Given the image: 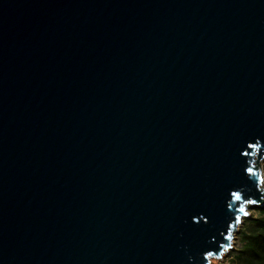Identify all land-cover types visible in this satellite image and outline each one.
Returning <instances> with one entry per match:
<instances>
[{
  "label": "water",
  "instance_id": "obj_1",
  "mask_svg": "<svg viewBox=\"0 0 264 264\" xmlns=\"http://www.w3.org/2000/svg\"><path fill=\"white\" fill-rule=\"evenodd\" d=\"M263 162L264 0H0V264H211Z\"/></svg>",
  "mask_w": 264,
  "mask_h": 264
},
{
  "label": "rangeland",
  "instance_id": "obj_2",
  "mask_svg": "<svg viewBox=\"0 0 264 264\" xmlns=\"http://www.w3.org/2000/svg\"><path fill=\"white\" fill-rule=\"evenodd\" d=\"M263 177H264V162H263ZM264 207H253L250 209V215L243 218V221L239 225V229L235 234L233 248L225 253L222 259H212L211 264H243L244 260L250 255L245 252L244 245L247 240H245L244 235H248L250 238L254 234L262 232V229L257 225L258 218H264ZM250 238H248L250 240ZM242 255V256H241ZM250 257H252L250 255Z\"/></svg>",
  "mask_w": 264,
  "mask_h": 264
},
{
  "label": "trees",
  "instance_id": "obj_3",
  "mask_svg": "<svg viewBox=\"0 0 264 264\" xmlns=\"http://www.w3.org/2000/svg\"><path fill=\"white\" fill-rule=\"evenodd\" d=\"M257 225L262 229V232L254 234L251 238L244 235L247 240L244 245L245 252H248L252 257L249 255L243 264H264V218H258Z\"/></svg>",
  "mask_w": 264,
  "mask_h": 264
},
{
  "label": "snow or ice",
  "instance_id": "obj_4",
  "mask_svg": "<svg viewBox=\"0 0 264 264\" xmlns=\"http://www.w3.org/2000/svg\"><path fill=\"white\" fill-rule=\"evenodd\" d=\"M249 172H251V169H249ZM232 195H233L234 197H236L237 199L240 198L238 193H233ZM251 203H255V202L253 201V202H251ZM239 210H240L241 212L245 211L243 207H241ZM237 219H239V218H237ZM210 255H211V253H210Z\"/></svg>",
  "mask_w": 264,
  "mask_h": 264
}]
</instances>
